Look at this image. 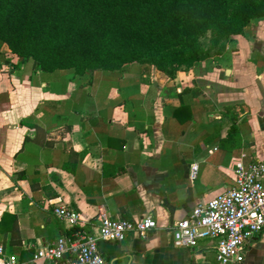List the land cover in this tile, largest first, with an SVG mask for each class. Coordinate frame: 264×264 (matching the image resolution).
<instances>
[{"label": "crops", "instance_id": "crops-1", "mask_svg": "<svg viewBox=\"0 0 264 264\" xmlns=\"http://www.w3.org/2000/svg\"><path fill=\"white\" fill-rule=\"evenodd\" d=\"M256 49L255 63L235 48L214 58L232 66H216L206 85L184 72L158 81L157 89L145 72L125 76L139 85V95L113 88L107 99L123 94V100L112 108L95 99L76 100L78 84L67 71L38 72L31 61L15 69L0 64V246L27 260L70 235L74 227L54 213L55 200L76 210L90 233L98 232L101 209L113 219L155 217L158 227L147 236L130 233L124 241L100 242L109 264H217L215 239L179 247L173 226L198 202L235 186L241 153L264 161V44ZM2 51L10 48L5 44ZM193 89L218 108L243 104L246 109H237L239 132L229 137L223 109L203 108ZM183 101L197 108L179 118L175 108ZM126 102L140 109H127ZM241 264H264V230L248 242Z\"/></svg>", "mask_w": 264, "mask_h": 264}, {"label": "trees", "instance_id": "trees-1", "mask_svg": "<svg viewBox=\"0 0 264 264\" xmlns=\"http://www.w3.org/2000/svg\"><path fill=\"white\" fill-rule=\"evenodd\" d=\"M226 8L227 0H0V64L15 69L31 61L38 72L82 74L87 68L124 72L148 62L175 78L182 60L167 68L164 49L176 42L191 45ZM5 44L10 53L2 51ZM192 93L203 108L218 109L200 89ZM196 108L183 101L175 113L181 118ZM222 111L231 137L239 132V112L235 105Z\"/></svg>", "mask_w": 264, "mask_h": 264}, {"label": "built area", "instance_id": "built-area-1", "mask_svg": "<svg viewBox=\"0 0 264 264\" xmlns=\"http://www.w3.org/2000/svg\"><path fill=\"white\" fill-rule=\"evenodd\" d=\"M198 165L192 166L196 176ZM235 186L212 198L198 202L191 213L173 226L174 244L195 247L203 238L216 240L217 264H241L248 242L264 230V161L241 153L236 161ZM54 213L74 230L38 248L27 260L6 253L5 264H109L100 250L105 240L124 241L130 233L147 236L158 227L152 214L139 219H113L105 209L98 213V232L81 228V215L62 201L51 200Z\"/></svg>", "mask_w": 264, "mask_h": 264}, {"label": "rangeland", "instance_id": "rangeland-1", "mask_svg": "<svg viewBox=\"0 0 264 264\" xmlns=\"http://www.w3.org/2000/svg\"><path fill=\"white\" fill-rule=\"evenodd\" d=\"M264 44V0H227V8L222 16L211 22L205 29L199 31L192 37L191 45L186 46L183 42H176L168 48L164 49V65L173 70L174 66L180 61L179 66L181 70L174 71L177 74L175 78L181 73H189L193 75L194 81L197 85H206L212 83L210 77H213V71L219 66L231 68L232 63L224 65L215 64L214 58L220 55L232 52L233 48L240 51L243 60L254 62L257 61L256 46ZM125 48V47H123ZM215 52H219L215 54ZM108 56V52L104 53ZM116 62V60H114ZM140 65L144 67V77L149 80L155 89H157L158 81L163 78H171L166 72L157 69L154 65L143 62L132 65L128 71H110L108 69L87 68L82 74H77L73 70L67 71L69 76L73 75L78 84L75 91L76 100L89 99L91 102L95 99L98 104L106 103L107 108H112L114 104L123 100V94L116 96L115 101H109L107 98L110 91L114 89H126L134 96L139 95L140 87L137 83H129L125 76L130 74L140 75ZM224 72L221 71V81ZM230 76V73H229ZM95 78V82H89L90 79ZM171 78V79H175ZM81 84L90 85L88 89H84ZM126 85V86H125ZM138 85V86H137ZM125 86V88H124ZM156 86V87H155ZM171 91V90H169ZM173 91L169 92L171 95ZM152 91L149 95L153 96ZM117 99V101H116ZM109 104H108V102ZM127 109H140L137 103L126 102ZM101 105V107H103ZM226 105H235L237 109H246L243 104H220L218 109H223ZM106 108V109H107Z\"/></svg>", "mask_w": 264, "mask_h": 264}]
</instances>
